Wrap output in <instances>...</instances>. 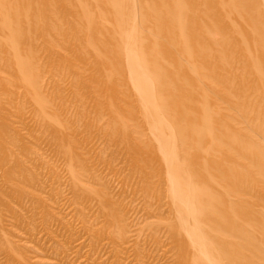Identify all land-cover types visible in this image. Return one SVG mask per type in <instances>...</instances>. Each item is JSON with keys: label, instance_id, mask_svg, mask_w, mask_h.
<instances>
[{"label": "rangeland", "instance_id": "obj_1", "mask_svg": "<svg viewBox=\"0 0 264 264\" xmlns=\"http://www.w3.org/2000/svg\"><path fill=\"white\" fill-rule=\"evenodd\" d=\"M187 219L263 263L264 0H0V264H211Z\"/></svg>", "mask_w": 264, "mask_h": 264}, {"label": "bare ground", "instance_id": "obj_2", "mask_svg": "<svg viewBox=\"0 0 264 264\" xmlns=\"http://www.w3.org/2000/svg\"><path fill=\"white\" fill-rule=\"evenodd\" d=\"M190 207V205H189V203H188V208ZM188 214H190V209H188ZM184 223H185V229L187 230V236H189L188 235V233L190 234V237L192 238V241H195L196 242V246H198V248H200V249H202V250H204L203 251V253H205L206 254V256H207V258H209V260H210V262H211V264H247V260L250 258V256L249 255H246V254H240V253H235V252H232V253H226V252H224V253H226V254H224L223 256H222V259L220 260L219 258H217V255L215 256L214 254V252L212 251V253H211V251H210V249H209V245L210 244H212V243H210L209 241H208V243H209V245L207 246V242H205V239L203 240V241H201V238H202V236L200 235V234H198V233H200L201 231L199 230V228H198V226L196 225V223L194 222V220L192 221V219H187V220H184L183 221ZM177 226H179L180 227V225H177ZM182 226V225H181ZM189 229H190V231H189ZM181 230V229H180ZM182 230L183 231H185L184 229H183V227H182ZM181 230V231H182ZM200 231V232H199ZM182 234H184V233H182ZM202 234V233H201ZM198 235H199V237L201 236V238H199L198 237ZM203 235V234H202ZM176 236V235H175ZM175 238H177V237H175ZM187 239V238H186ZM187 242H188V244H189V242H191V240H187ZM191 243H193V242H191ZM197 243H198V245H197ZM205 243V244H204ZM190 245V244H189ZM192 245H195V243L194 244H192ZM213 245V244H212ZM172 246V245H171ZM202 246V247H201ZM170 247V246H169ZM191 247V245L189 246V248ZM216 247V246H215ZM211 248V247H210ZM223 248V247H222ZM166 249V247L164 248V250ZM191 249V248H190ZM189 249V250H190ZM216 249H217V247H216ZM201 250V251H202ZM218 250V249H217ZM224 250V249H223ZM162 251V250H161ZM166 251V250H165ZM176 251V250H175ZM178 251H179V249H178ZM187 251V250H186ZM219 251V250H218ZM225 251V250H224ZM172 252H174L173 250H172ZM198 253V251H196L195 250V253ZM175 253V252H174ZM193 253V252H192ZM194 253V254H195ZM197 253L195 254V256L197 257ZM202 253V252H201ZM220 253V252H219ZM159 254H161V253H159ZM194 254H192L193 256H194ZM221 254V253H220ZM183 255V254H182ZM167 256H169V254L167 255ZM188 256V257H187ZM187 256H185V258H186V260L187 259H190L191 258V256H189V255H187ZM194 256V257H195ZM202 256H203V254H202ZM190 257V258H189ZM204 257V256H203ZM257 257H259V256H257ZM167 259H168V257H167ZM166 259V260H167ZM195 259V258H194ZM196 259H198V258H196ZM219 259V260H218ZM174 260H175V257H174ZM173 260V261H174ZM168 261V260H167ZM171 261V260H170ZM189 261V260H188ZM190 261L192 262V264L193 263H195V261L193 262V258H191L190 259ZM202 261V260H201ZM125 262H126V260H125ZM176 262H177V259H176ZM174 263V264H177V263ZM196 262H198V261H196ZM205 262V261H204ZM127 263V262H126ZM170 263V262H169ZM168 263V264H169ZM171 263H172V261H171ZM178 264H179V262H178ZM183 264V263H182ZM198 264V263H197ZM262 264H264V261H263V263Z\"/></svg>", "mask_w": 264, "mask_h": 264}]
</instances>
